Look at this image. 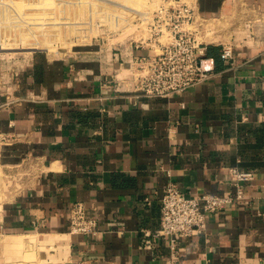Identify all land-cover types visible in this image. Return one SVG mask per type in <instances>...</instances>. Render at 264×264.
Instances as JSON below:
<instances>
[{"label":"crops","instance_id":"crops-1","mask_svg":"<svg viewBox=\"0 0 264 264\" xmlns=\"http://www.w3.org/2000/svg\"><path fill=\"white\" fill-rule=\"evenodd\" d=\"M191 4L203 21L254 18L260 35L232 45L228 60L222 43L208 45L212 75L182 93L142 95L91 47L35 51L1 84V162L36 164L0 206L7 245L21 238L34 263L166 264L167 241L143 249L140 230L160 226L167 182L190 195H233L237 169L254 173L244 197L180 238L177 264H264V0ZM74 202L96 218V233L69 232Z\"/></svg>","mask_w":264,"mask_h":264},{"label":"rangeland","instance_id":"rangeland-1","mask_svg":"<svg viewBox=\"0 0 264 264\" xmlns=\"http://www.w3.org/2000/svg\"><path fill=\"white\" fill-rule=\"evenodd\" d=\"M176 1L0 0V86L10 78L18 62L25 64L35 51H45L52 56L57 50L91 47L95 51L100 49L96 55L107 63L117 48L125 49L134 44L150 46L151 40L158 37L163 41L168 35L157 32L163 20L155 14L162 6L178 4ZM145 13L148 20H145ZM245 14L248 15L247 12ZM252 20L254 18L249 17L198 20L196 27L207 45H235L260 35ZM124 54L126 56L127 52ZM125 72L122 68L121 74ZM1 161L0 206L13 196L12 193H16L19 184L26 182L25 178H33L36 169L32 159L28 164H22L19 170H15L17 167H4ZM24 166L26 170H23ZM8 187H11L9 192ZM5 238L0 228V264H53L51 260L44 261L43 255L39 262L34 263L29 260L32 255H23L26 245L21 238L19 244L13 245H7ZM21 255L23 258L17 259Z\"/></svg>","mask_w":264,"mask_h":264},{"label":"built area","instance_id":"built-area-1","mask_svg":"<svg viewBox=\"0 0 264 264\" xmlns=\"http://www.w3.org/2000/svg\"><path fill=\"white\" fill-rule=\"evenodd\" d=\"M176 2L178 4L162 6L156 11L155 16L163 20L157 32L168 35L163 41L158 37L151 40L150 46L131 45L136 50H148L147 54L130 52L125 58L117 48L110 56V61H115L120 70L129 69L121 79L129 73L133 89L146 97L167 98L205 82L212 75V58L206 53L208 45L196 27L201 19L191 0ZM145 15V20H148V15ZM219 55L223 60L230 59L232 45L222 44ZM231 175L235 186L233 195H190L168 181L160 197V226L154 230H140L143 235L141 248L151 249L155 240L165 239L169 250L166 264H177L179 239L202 233L211 215L219 212L225 204L244 197L243 184L254 177L249 170L232 169ZM97 230L96 218L86 215L81 202H74L69 210V232L94 234Z\"/></svg>","mask_w":264,"mask_h":264},{"label":"trees","instance_id":"trees-1","mask_svg":"<svg viewBox=\"0 0 264 264\" xmlns=\"http://www.w3.org/2000/svg\"><path fill=\"white\" fill-rule=\"evenodd\" d=\"M206 53H207V55H209V56H213V57H215V54H214L212 48H209V47H208Z\"/></svg>","mask_w":264,"mask_h":264},{"label":"bare ground","instance_id":"bare-ground-1","mask_svg":"<svg viewBox=\"0 0 264 264\" xmlns=\"http://www.w3.org/2000/svg\"><path fill=\"white\" fill-rule=\"evenodd\" d=\"M109 1H110V0H109ZM127 1H129V0H127ZM114 3H115V2H114ZM120 3H121V2H120ZM111 4H112V3H111ZM115 4H116V3H115ZM115 4H114V5H115ZM115 6H116V5H115ZM130 7H131V4H130ZM132 7H134V6H132ZM134 8H135V7H134ZM130 12H131V11H130ZM138 15H139V14H138ZM94 16H95V15H94ZM48 22H50V21H48ZM58 22H59V21H58ZM60 22H61V21H60ZM60 22H59V23H60ZM30 23H32V22H30ZM30 23H29V24H30ZM71 23H72V22H70V25H71ZM41 24H43V23H41ZM39 25H40V23H39ZM48 26H49V25H48ZM50 26H51V25H50ZM36 27H37V26H36ZM74 27H75V26H74ZM112 27H113V26H112ZM114 27H115V26H114ZM117 29H118V28H117ZM43 43H44V41H43Z\"/></svg>","mask_w":264,"mask_h":264}]
</instances>
